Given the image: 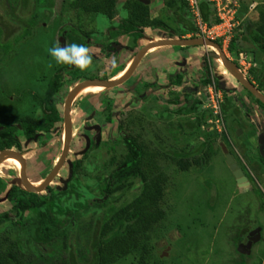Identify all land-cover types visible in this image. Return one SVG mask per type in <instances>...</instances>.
Returning <instances> with one entry per match:
<instances>
[{
    "label": "trees",
    "instance_id": "trees-1",
    "mask_svg": "<svg viewBox=\"0 0 264 264\" xmlns=\"http://www.w3.org/2000/svg\"><path fill=\"white\" fill-rule=\"evenodd\" d=\"M248 2H242L243 9H241L245 13L251 5ZM36 3L37 0H18L20 9L33 10L25 19L21 16L14 18L15 21L27 22V26L17 22L18 33L10 30L5 15L0 16V50L3 51V55H0L2 57L0 58V120L9 110L17 107L21 111L25 106L27 109L22 110L21 113L25 114V111L27 113L29 109L27 104L31 101L39 105L40 109L48 112L43 119L44 122L38 121L32 115L21 118L20 121L16 120L24 138L31 140L36 134L52 133L55 124L61 121L53 100L60 90L78 82L76 74L71 77L68 84H64L63 75L56 74L55 78L47 82L46 91L41 95L33 94V91L19 94L17 91L22 88L17 87L14 82L11 86L5 85L4 88L3 74L10 72L12 63L16 62L21 54L30 53L31 37L38 39L41 34L35 33L37 28L39 31L45 30L40 27V22L34 15ZM162 3L164 10L169 12L166 17H153L151 3L144 5L137 0H71L68 8L59 11L62 17L57 22L63 26L59 35L65 32V41L69 45L78 43L89 47L86 40L92 38H96L97 44H100L103 34L87 30L84 23L86 20H83L103 16L113 21L119 15V6H122L126 16L110 29L109 40L119 37L129 38L130 47L134 49L138 47L139 41L146 39V29L159 31L161 35L165 33L171 39H183L187 36L196 39L199 31L186 1L162 0ZM199 6L204 24L212 27L220 22L213 5L208 0H200ZM256 10L257 22L248 23L245 27L240 25L231 40L228 52L233 58L244 53L253 55V61L261 66V70L251 68L249 74L252 79H249L264 95V5H259ZM240 19L241 11L237 15V20ZM68 22L77 27H70ZM244 29L245 31H242ZM45 38V34L42 33L39 40ZM242 42H250L253 50L244 49ZM217 43L222 46V41ZM47 58L50 59L49 54ZM205 62V76L201 81L202 91L198 90V87L191 89L194 94L187 95L184 104H181L179 99L167 102L157 97L155 104L143 107L139 113L130 111L120 115L126 116L124 120H120L118 116L111 117L113 100L104 98L105 100L98 105L96 103L94 106L87 105L84 109L86 113L95 111V115L99 117L102 112L109 115L108 125L103 127L109 139L108 142L103 143V148L110 155L109 160L103 165L105 177L102 178V175L97 178L89 177L85 172L83 160L71 162L68 159L66 167L69 171L68 175H65L67 178L58 175L43 193H27L19 185L10 187L0 178V195L8 194L6 200L10 204L9 211L0 212V264H118L129 258H133L132 264H159L161 259L155 253L154 241H156L155 234L162 228L167 218L166 197L170 180L168 169L163 163L167 159L170 160L172 164L169 165H174L177 172H187L197 166L203 167L209 164L217 151L221 152V149L216 147L217 138L222 137L223 143L226 144L230 140L226 125L224 133H218L216 129L211 130L213 126L210 121L214 120V116L206 105L207 90L212 81L207 61ZM125 70V67L119 68L114 76L122 75ZM176 79L177 81H173V86L181 87L183 76L179 75ZM216 84L218 85L217 82ZM199 92H203L201 98L195 96ZM12 97L15 98L14 102L11 101ZM249 97L264 110V105L250 93ZM163 102L172 107L161 108ZM78 105L74 107V111L76 108L81 110ZM225 105L226 101L223 109ZM173 117L178 120L175 129L172 128L176 126L172 123L174 121H170ZM222 118L226 120V113H222ZM156 121L165 123L164 129L167 133H171L177 149H180L177 152L182 151L184 156L176 152L174 155L164 152L162 149L164 142L159 144L157 142L159 136L154 133L151 134L155 141L135 134L133 127L152 126ZM0 126L4 127L5 131L18 130L15 127L9 128L2 121ZM201 129L206 131L204 141L194 153L190 149L193 144L192 139H198ZM6 135L10 140L0 135V152L20 148V143L16 142L14 134L10 132ZM91 145L92 148L89 149ZM100 146L88 142L87 148L79 152L83 153L85 158H91V152L102 149ZM118 147H124V150L120 151ZM69 154L70 156L73 154L72 148ZM138 189L139 193L132 201L123 207L117 206L127 195ZM82 216L91 217L88 223H84V229L82 225L79 226ZM77 229L82 230L77 232ZM49 247L58 249V256L53 257V260H48V257H51L47 253Z\"/></svg>",
    "mask_w": 264,
    "mask_h": 264
},
{
    "label": "rangeland",
    "instance_id": "rangeland-1",
    "mask_svg": "<svg viewBox=\"0 0 264 264\" xmlns=\"http://www.w3.org/2000/svg\"><path fill=\"white\" fill-rule=\"evenodd\" d=\"M34 15L37 16V20L40 27L45 30L37 31L35 33L38 35V32L41 34H45L46 38L41 41L39 40L41 37L36 39L34 36L31 37L30 41V53L19 56L17 61L12 63V69L10 72H5L4 75V88L5 85L11 86L12 82L17 87H21L17 93L33 91L36 94L41 95L43 90L46 88V84L51 77V73L54 72V69L47 68L46 65H52L55 63V67H62L63 64H57L56 61L48 59V49L58 45V34L57 26L59 20L62 16H58L59 13L63 11V8L66 9L69 7L71 0H37ZM248 2L250 5L247 13L241 11V19L240 24L245 27L248 23H256L258 20V13L256 8L259 5H264V0H239L242 2ZM150 8L153 17H166L169 12L164 10V6L162 0H151ZM119 13L122 14L123 17L126 14L123 11L122 6H119ZM33 12L32 8L20 9L18 5V0H0V16L5 15L6 19L9 23L10 30H13L15 33H18L19 27L18 24L27 26V22L15 21V17H25L29 16V13ZM61 11V12H59ZM67 11V10H65ZM239 11V12H240ZM58 12V13H57ZM61 15V14H59ZM18 22V24H17ZM69 23V22H68ZM110 26V21L103 16H96L95 18H91L89 23L86 24V28L89 31L94 32H105ZM176 26L173 23V29ZM242 31H245L242 30ZM237 31H234L232 36H235ZM147 35L152 36L153 40L161 41L164 39H171L169 35H161L159 31L147 30ZM188 39V37H186ZM54 45H53V43ZM95 39L92 38L91 43L93 44ZM243 48L246 50H253V47L250 45V42H242ZM224 45V44H223ZM91 55L97 56L98 64L101 62L102 66H104L105 71L109 70L108 67L112 65V62L109 61L106 57H104L98 49L91 48ZM187 51V52H184ZM214 49L208 47L205 50L204 47L199 48H173V47H164L161 49L153 50L149 53V55L145 58L143 63L141 64L139 70L136 72L134 77L129 83L126 85L119 87L115 91H112L113 94H119L120 98L117 100V105L114 108V117L119 115L121 112L126 111L128 113L130 111L141 112V109L146 106L141 102H135L133 98H127L124 94L139 93L137 92V82L139 78L145 79L146 77L154 78L158 83L157 88L168 85V77L169 75H173L176 70H179L177 64H183L184 60L190 56L191 60H188V64L183 66V71H186L187 79L183 81V85L181 87L172 86L171 89H160L157 91L158 97L161 99L168 101H172L173 99H179L181 104H184L186 100V96H192L194 93L191 92V88H195V86H199L198 76L205 75L204 70L200 68V63L207 61L208 64V72L212 71L213 76L216 79V82L223 89V98L226 101V105L224 107V112L226 113L225 125L227 129L230 131L232 126L234 125L233 120H229L230 115L233 117L238 115L242 117L243 122H246V110L249 109V112L253 117L263 114L258 112L254 101H252L249 97V93L239 85V83L233 79L231 76L226 75L222 76L225 68L220 66L216 60L214 59H206L207 53H212ZM99 52V53H98ZM3 51L0 50V55ZM125 54V52H116L113 54L115 58L118 54ZM134 53H130L132 57ZM225 55L231 58L228 50L225 51ZM32 56V57H31ZM127 56H129L127 54ZM126 56V58H127ZM93 57V56H92ZM241 57H246L247 64H251L252 68L261 70V66L256 64L253 61V55L251 53L240 54L237 58L241 60ZM2 58V57H0ZM108 60V61H107ZM128 64H130V58L126 59ZM126 63V62H125ZM206 63V62H205ZM93 69L89 71H84L82 74V78L86 76L88 78L93 77V70L98 66L96 65V61L92 62ZM129 66V65H128ZM54 67V65H53ZM92 67V66H91ZM150 68L152 71L150 72ZM45 70V71H44ZM154 70V73L150 75ZM248 77H250L249 71L246 73ZM198 77V78H197ZM94 78V77H93ZM83 80V79H82ZM175 81V79L173 80ZM195 83V84H194ZM142 88L143 83H139ZM15 86V88H17ZM31 87V88H30ZM189 89H188V88ZM202 88V87H201ZM139 89V90H140ZM225 90V91H224ZM104 91V90H103ZM136 91V92H134ZM202 91V90H201ZM41 92V93H40ZM102 91H93L92 93H101ZM226 92V93H225ZM236 92V94L234 93ZM203 93V92H202ZM263 93V92H260ZM14 94V93H13ZM86 92L80 94L77 99L83 95H86ZM123 94V95H122ZM16 95V94H15ZM198 96V95H195ZM93 97V96H92ZM235 97H239L237 100L233 99ZM249 101H252V105L247 102V106L240 107L235 106V103L241 104L242 99L246 98ZM92 99V98H91ZM232 101L234 102L232 104ZM92 102V101H90ZM90 102H88L90 104ZM162 102V101H161ZM166 103L161 104V108L164 107H172L170 105H165ZM232 104V105H231ZM245 104V103H244ZM29 107L28 112L25 114L31 113L32 110L35 109L34 103L27 104ZM231 107H234L232 110H229ZM251 108V110H250ZM27 109L25 106L22 110ZM21 110V111H22ZM252 111V112H250ZM103 113V112H102ZM137 113V114H138ZM74 115L78 118V124L76 125L77 134L80 136L81 132L84 130V126L87 124L85 122V117L82 115L79 108H76L74 111ZM142 115V114H140ZM32 116L36 119H39L40 114H35ZM103 116H106L103 113L100 119L97 121L98 125H101L104 122ZM120 120H124L125 116H119ZM259 117V116H258ZM117 119V118H115ZM256 128L260 125L264 127V116H260L259 118H253ZM170 121H174L177 127V118L173 117ZM169 122V121H168ZM257 122V123H256ZM93 123V122H92ZM89 125L85 126L88 127ZM141 127H133L135 134L141 135L144 139L154 140V136L151 133H154L159 136L157 142L162 144V149L164 152L168 153V155H174L176 153L184 156L182 151L177 152L180 149H177V145L172 139V136L167 133L165 128V123L162 122H154L152 126H143ZM171 128V129H172ZM116 132V131H115ZM218 133H220L218 131ZM224 133V132H222ZM116 134V133H115ZM206 134L205 130H200L198 139H192V147L191 151L194 153L197 152L198 148L202 146L204 141V136ZM221 135V134H220ZM102 143L98 144L102 149L93 150L91 152V158H85L83 153H80L83 148L87 146V143L81 141L80 138L75 139L74 144L72 145L73 154L70 156L69 160L74 162L76 160L84 161V169L89 177L97 178V177H105V173L103 172V165L109 160L110 155L106 152V149L103 148V139L107 140V134H102ZM240 135H238L239 137ZM238 137H235L234 134L230 135V142H227L230 145V150L233 151V145L238 146ZM57 143H53L54 147L50 149L51 144L45 146L44 151H40L37 145H30V153L29 157V165L27 168V178L29 182L34 186L38 187V183H42L46 178L49 170L53 167L54 160L59 155V151L62 143L60 142L59 137L57 136ZM155 141V140H154ZM225 142V141H224ZM220 143H223V138L218 137L216 147L220 146ZM256 146V143H253ZM261 146V145H260ZM253 149L252 157L253 161L257 162L261 167L260 156L261 151ZM197 147V148H195ZM91 148V146H90ZM43 150V149H41ZM118 150H124V147H118ZM176 152V153H175ZM79 153V154H78ZM242 156V155H241ZM263 156V155H262ZM243 157V156H242ZM264 157V156H263ZM46 158V160H45ZM5 160V159H4ZM94 163V166H92ZM170 160H165L163 165H166L168 169V176L170 177L168 183L167 197H166V210H167V218L165 223L162 225V228L155 234L156 241H154L156 251L155 253L161 259L159 260V264H264V210L260 211V207L264 206V197L263 200H260L255 195L251 194L250 196L241 195L238 192V185L236 180L230 171L227 165V158L223 151H217L213 159L209 162L208 165L205 166H197L192 167L187 172H177L174 168V165H169ZM172 164V163H171ZM259 167V168H260ZM263 168V167H261ZM68 169L63 170L61 172V176L68 175ZM20 171H18L15 163L14 165L8 164L3 161L0 164V176L4 181L11 183V177L19 175ZM107 174V173H106ZM57 185V182H56ZM139 193V189L133 191L129 195H127L124 200L117 204V206L123 207L130 201H132L137 194ZM5 194L0 195V199L4 198ZM10 210V204H8L7 200L0 204V212H7ZM246 213L248 214L246 216ZM90 216H82V219L79 221V226L82 225V229L84 223H88L90 220ZM246 222L251 223L253 226L257 225L262 228L261 242L259 245L255 246L250 256H245L239 253V247H236L238 242V237L236 236V231L241 227V225L246 224ZM78 226V227H79ZM81 229V230H82ZM81 230L77 229V232H81ZM49 250V251H48ZM47 253L50 258L48 260H53V257H57V250L55 247H49ZM133 258H129L128 260H122L118 264H132Z\"/></svg>",
    "mask_w": 264,
    "mask_h": 264
},
{
    "label": "flooded vegetation",
    "instance_id": "flooded-vegetation-1",
    "mask_svg": "<svg viewBox=\"0 0 264 264\" xmlns=\"http://www.w3.org/2000/svg\"><path fill=\"white\" fill-rule=\"evenodd\" d=\"M59 16H61V15H59ZM123 18L124 17L122 16V14L119 13V15L116 16L113 21H110V26L108 27V29L105 32H99V31L96 32V33L103 34V36H102L103 38L101 39L102 41H101L100 44H97V41H96L97 39L96 38H95V42H93V44L91 43L92 39L86 40V43L89 45L90 49L91 48L98 49V51L104 57H106L111 62L113 61L111 67L110 66L108 67L109 70L105 71V69H104L105 67L102 66L101 62H99V64H98V62H97L98 58H96L97 56H95V55H92L93 56L92 59L94 61H96V65H98V66L93 70L94 72L92 73V75H93L94 78L93 77L88 78L87 76L85 78H82V74H84V71L81 72L79 69H76L73 66L63 65L62 67L61 66L60 67H55V63H53L52 65H50V64L46 65V67L48 69L49 68L54 69V72L51 73L50 79L55 78L54 76L56 74L59 75V76L63 75L64 84H68L69 81L71 80V77L74 74L78 75V77H77L78 82L75 83V84H69V86H68L69 88H66L64 90H60L59 93L56 95L55 100H53L54 103H55L54 104V108L57 111V113H59V115L61 117V121L58 124H55V128H54V130L52 131V133L50 135H48V134L46 135L45 133H40V134H36L34 136L33 140L25 139L24 136H23V131H22L21 127L18 124H16V120L17 119H18V121H20L21 118L28 117V116L32 115V113H33V115H35L36 113L40 114V117H39L38 121L44 122L43 119H44L45 115H48V112L45 109H40L39 105H35L34 104L35 105V109L32 110L31 113L29 111V114L21 113V111L19 110V107L15 108V109H11V110H9V112L6 115H4L1 118L2 120H0V121L6 123L9 128H12V127L18 128L17 131H13L12 129H10L8 131H5V128L0 126V133H1L0 135H1V137H5L7 140H10V137H8L6 135L7 133L11 132V134L15 135V140H16V142L20 143V148L16 147L14 150H9V151L15 152L21 158H23V160L25 161V165H26V171H27V168H28V165H29V157L28 156L32 152L30 150V145H37L39 147L40 151H44L45 150L44 149L45 146H47L48 144H51V147H50V149H51V148L54 147L53 143H57V141H58L57 136L59 137L60 142L62 143V145H61V153H59V155L56 158V160H54L53 167L49 170L46 178L50 175V173L58 165V163H59V161H60V159L62 157L63 145H64V136H65V131H64L65 130V127H64L65 105H66V101H67L70 93L76 87H78L79 85H81V84H83L85 82H109V81H115L117 79H120L123 76V74L120 75V76L116 75L117 77L114 76V74L119 68H122V67H125L127 69L129 68L128 67L129 64H128L126 59L130 58V62L132 63L133 60L135 59V57L137 56V54L139 53V51L141 49H143L145 46H147L148 44L152 43L153 41H156V40H152L153 39L152 36L147 35V30H150L151 32H153L151 29H146L145 30L146 39L144 41H139L138 47L134 48V49H131V47H130L131 46L130 45L131 39H129V38L119 37L117 39L109 40L110 29L113 28V26L117 25L120 22V20L123 19ZM75 21H76V19H75ZM83 21H85L84 23L87 24V23H89L90 19L88 20L87 18H85ZM57 26H59L58 29H57V34H58L57 42H58V45L59 46H61V45L64 46L65 44H68L65 41L66 33L64 32V34H63V32H62V34L59 35L61 29L63 28V26H62V24L61 25L58 24ZM69 26L72 27V28H76L77 27L73 23H69ZM80 26H81V24H80ZM149 40H151V41H149ZM101 44L103 46L105 45L106 47L104 48ZM117 51L118 52L119 51L120 52H125V54H123V53L120 54L119 53L114 58L113 54H115ZM134 52H135V54L132 57V55H130V53H134ZM184 52H187V51H184ZM127 54L129 56H127ZM148 55L149 54H147L143 58L141 64L143 63V61L145 60V58ZM126 56H127V58H126ZM50 59L54 61L53 58L50 57ZM188 60H191L190 56L187 57L184 60L183 64H180V63L177 64V67H178L179 70H176L173 75H169V77H168V80H169L168 85L160 87V89H165L166 91H167V89H171V87L173 86V80L175 79V81H177L176 77H178L179 75L183 76V81L187 79L186 76H187L188 73L186 71H183L182 69H183V66H186V64H188ZM141 64L138 66L136 72L139 70ZM53 65H54V67H53ZM91 66L89 68V71L91 69H93V65H91ZM204 66H205V62H201L200 63V68L204 70ZM127 69H126V71H127ZM151 71H152V69L150 68V72ZM136 72L134 73V75L136 74ZM153 73H154V70H153L152 73H150V75H152ZM134 75H133V77H134ZM188 76H189V74H188ZM204 76L205 75L203 74L202 76H198L199 78L197 77L198 80H199V86H195V88L198 87V90L202 89L201 88L202 87L201 81L203 80ZM132 78L129 81H131ZM129 81L127 83H129ZM139 83H143L141 89H140L141 85ZM126 84H124V85H126ZM137 84H138L137 88L140 89V90L137 89V92H139L141 90H142V92L133 93V95H131L129 93L128 94H124V95L126 97L128 96V98H133L134 97L133 99H135V102H137V103L141 102L144 105L148 104L150 106L153 105V103L155 104V98L158 97L157 91L160 90V89L157 88V84L158 83L155 80V77L152 78V79L149 78V77H146L145 79H143L141 77V78H139ZM120 87H122V86H120ZM118 88L102 91L101 93H98L95 96L93 95L94 93L86 94V95H83V96H81V97H79L77 99V97L80 94H82L83 92H87L88 89L87 90H83L81 93L78 94V96L76 97V100L73 101V103L71 105V110H70V120H71V123H72V142H71L70 150L72 148V145L74 144L75 139H77V138H80L81 141H83L85 143H88V142L91 143V144L92 143H95V144L102 143L101 142L102 138H103L102 134L106 133L104 131L103 127L108 125L109 115H107L106 112H105L106 116H103L104 122L101 125H98L97 121L100 119L101 116L99 117V116L95 115V111L91 112V113H86L84 109H86L87 105H89L88 102H90V101H92V102H90V105L94 106L95 103L98 105V103H101L105 99L106 100H113L114 104L112 105V112H111V117H112L114 115V108L117 105V100L120 98L119 94L115 95V94H113L112 91H115ZM195 88H193V89H195ZM45 91H46V89L43 90V93ZM134 92H136V91H134ZM234 93L236 94V92H234ZM19 94H21V93H19ZM33 94H36V93H33ZM13 96L16 97L15 95H13ZM14 97L11 98V101H13V102L15 100ZM197 98H201V97L198 95ZM238 98L239 97H235L233 99L237 100ZM241 99H242V101H241L242 103L241 104L235 103V106H238V108H239V106L243 107V108L245 107V105L247 106V102L246 101H248L249 104L252 105V101H249V99H247V97L244 98V99L243 98H241ZM226 101H227V99H226ZM233 103L234 102L232 101V104ZM77 104H79L78 106H80V108H81L80 111H81L82 115L84 117L86 116L84 120H85V122L87 124L85 126L89 125L88 127L84 126V130L81 132L80 136L77 134V131H76L77 129L75 128L76 125H80V124H78V118L76 117V115H74V110H73L74 107ZM253 107H256V109L258 110L259 113H261L260 111H262V113H264V110L260 109L258 107V105L255 104ZM233 108L234 107H231L229 110H232ZM250 110H251V108H250ZM125 112L126 111H123L117 116L119 117L120 115H122ZM248 112H249V109H247L246 112H245L246 113V116H245L246 122H243L242 117H240L238 115H235L234 117H233V114H232V116L230 115L231 118H229V120L235 119V120H233L235 122H234V125L232 126V128L230 129V131H228L229 135H231V133L234 134L235 137H238V135H240L238 137V140H237L238 146H235V145L232 146L233 147L232 149H233L234 153L230 150V145H227L226 143H220L219 148L221 149V151L224 152L225 156H226V153H229V154H231L233 156V158L235 159V161L237 162V164L240 166L241 170L243 171L245 177L248 179L249 187L246 190H244V191H242V190H240L238 188V192L241 195H244V196L245 195L246 196H250L251 194H253L257 198H259L260 200H263V197H264V157L262 156V153L260 152L261 153V156H260L261 164L263 162V165L261 166L263 168H261L259 166V164H257V162L253 161V157H252L251 153L253 152V149H255V148H256V150H259V146L261 145L262 141H264V127H261L259 125L256 128V125L254 123L253 118H259L260 116H264V115L260 114V115H258L259 117L258 116L253 117V115H251ZM250 112H252V111H250ZM8 124H10V125H8ZM98 134H100V135L98 136ZM108 140H109L108 137H107V140L103 139L104 143L108 142ZM230 140H231V138H230ZM230 140H229V142H230ZM253 143H256V146L253 145ZM86 148L87 147L83 148V150H85ZM91 148H92V145H91ZM91 148H89V149H91ZM41 149H43V150H41ZM1 152H3V151H1ZM237 152H239L240 155H238ZM69 156H70V154L68 155V157ZM83 156H84V154H83ZM68 157L66 159V162L69 159ZM4 159H5L4 161L8 160V161H10L11 165H14V162H13L12 159H10V158H4ZM45 160H46V158H45ZM66 162L63 165V167H62V169H61V171L59 172L58 175H60L61 172L63 170H65V169L69 170V168L66 167ZM0 178H1L2 181H4L1 176H0ZM18 178H19V175L16 174V176L11 177V183H8L6 181H4V182L10 187L11 186L12 187H18V184L16 183V180ZM40 185H41V183L39 182L38 183V187ZM5 196H6V199H7L8 194L5 195ZM1 199H3V198H1ZM260 209H261L260 211H263L264 210V206H261ZM247 215L248 214L246 213V216ZM235 233H236V236L239 239L238 242H237L236 247H239V249H240V247L244 246V248H247L250 245V249L249 250H248V248L246 249V251H249L250 253H249V255L245 254V256H250V254L252 253L254 247L259 245V243L261 242L262 228H260V226H257V225L253 226L251 223L246 222V224L241 225V227H239V229ZM256 240H258V241L256 242ZM242 255H244V254H242Z\"/></svg>",
    "mask_w": 264,
    "mask_h": 264
},
{
    "label": "water",
    "instance_id": "water-1",
    "mask_svg": "<svg viewBox=\"0 0 264 264\" xmlns=\"http://www.w3.org/2000/svg\"><path fill=\"white\" fill-rule=\"evenodd\" d=\"M144 5H149L150 0H137ZM166 47H175V48H194V47H205V48H212L215 52L209 53L206 58L214 59L219 64H221L222 67L225 68V70L228 72V74L235 79L241 87H243L246 91H248L255 99H257L259 102H261L264 105V95L261 94L257 88L247 80V78L239 71L238 67L231 61H229L226 56L223 53L222 48L211 41H207L204 39H164L161 41H153L152 43L145 46L143 49L139 51L135 59L133 60L130 68L123 73V76L120 79H117L115 81H109V82H85L78 87H76L69 95L66 105H65V115H64V127H65V136H64V145H63V152L62 157L58 163V165L55 167V169L50 173V175L41 183L39 188L34 187L27 179L26 176V165L23 158H21L17 153L12 151H3L0 152V164L4 161V158L13 156L16 159H18L23 168L19 173V178L16 180V183L27 193H43L47 187H49L56 177L58 176L59 172L61 171L63 165L66 162V159L70 152L71 142H72V123L70 120V110L71 105L73 101L75 100L76 94L83 89L86 86L89 85H98L104 88L105 90H111L118 88L120 86H123L126 84L134 75L136 72L138 66L141 64L143 58L149 54L153 50L161 49ZM260 151L262 155L264 156V141L261 143ZM227 158V165L232 172L236 183L238 185V188L242 191L246 190L249 187L248 179L245 177L243 171L241 170L240 166L237 164L233 156L229 153H226ZM6 201V197L3 199H0V204ZM259 232V231H258ZM258 240H256L257 242ZM255 242V241H254ZM248 250L250 249V245L247 247ZM247 248L240 247L239 252L241 254L249 255V251H246Z\"/></svg>",
    "mask_w": 264,
    "mask_h": 264
},
{
    "label": "built area",
    "instance_id": "built-area-1",
    "mask_svg": "<svg viewBox=\"0 0 264 264\" xmlns=\"http://www.w3.org/2000/svg\"><path fill=\"white\" fill-rule=\"evenodd\" d=\"M188 4V9L193 14L196 26L198 28V38L209 41L221 40L224 47L227 48L232 39V35L239 27L237 20L238 10L240 9L241 3L239 0H208L213 5L216 17L219 19L217 25L209 27L204 24L200 15V0H185ZM245 59L240 61V68L246 74L251 64H247ZM212 84L207 90V108L211 110L214 116V120L210 121V124L215 127L220 133L225 131V124L222 118V105H223V93L216 85L214 78H211ZM213 130V128H212Z\"/></svg>",
    "mask_w": 264,
    "mask_h": 264
},
{
    "label": "clouds",
    "instance_id": "clouds-1",
    "mask_svg": "<svg viewBox=\"0 0 264 264\" xmlns=\"http://www.w3.org/2000/svg\"><path fill=\"white\" fill-rule=\"evenodd\" d=\"M242 8V4H241V6H240V9ZM240 9L238 10V13H239V11H240ZM238 15V14H237ZM238 22H239V24H240V21L238 20ZM241 25V24H240ZM240 25H239V27H240ZM239 27H238V29H239ZM238 29H236V30H238ZM235 30V31H236ZM188 37V39H191V36H187ZM234 37V36H233ZM232 37V38H233ZM183 39H187V38H183ZM196 39H202V38H196ZM232 40V39H231ZM207 41H209V40H207ZM217 41H221V40H217ZM217 41H211V42H214V43H216V44H218L217 43ZM230 43H231V41H230ZM221 48H222V50H223V53H224V55H225V51L226 50H228V48H229V46L227 47V48H225L224 47V45H223V42H222V46L220 45V44H218ZM230 45V44H229ZM194 48H199V47H194ZM205 48V47H204ZM205 50H207V48H205ZM213 52H215V51H213ZM212 52V53H213ZM48 54L50 55V57L51 58H53L55 61H56V63L57 64H63V65H69V66H73V67H75L76 69H79L81 72H83V71H87L89 68H90V66L92 65V62H93V59H92V55H91V51H90V47H88V46H85L84 44H78V43H72V44H70V45H68V44H65L64 46H59V45H55V46H53V47H51V48H49L48 49ZM209 53H207V55H208ZM207 55H206V57H207ZM226 56V55H225ZM205 57V58H206ZM226 58L229 60V61H231V62H233L237 67H238V69H239V71L247 78V80H249V82H251L250 81V79H249V77H248V74H245L242 70H241V68H240V61L242 60V59H245L246 61H247V58L246 57H241V60H238V59H235V58H233L232 56H231V58L228 56H226ZM207 60L209 59V58H206ZM218 63V62H217ZM131 64V63H130ZM129 64V65H130ZM219 64V63H218ZM220 66H221V64H219ZM129 67V66H128ZM251 68H252V65H251ZM251 68H250V70H251ZM127 69V68H126ZM249 70V71H250ZM126 71V70H125ZM125 73V72H124ZM211 73V78L213 77L214 78V80H215V77L213 76V74H212V71L210 72ZM226 75H229L228 74V72L225 70L224 72H223V74H222V76L223 77H225ZM230 76V75H229ZM212 81V80H211ZM215 82H216V80H215ZM253 84V83H252ZM217 85V84H216ZM254 85V84H253ZM218 86V88H220V90L222 91V93H223V88L222 87H220L219 85H217ZM255 86V85H254ZM256 87V86H255ZM257 88V87H256ZM258 90V89H257ZM225 91V90H224ZM226 93V92H225ZM198 95L200 96V97H202V92H199L198 93ZM198 97V96H197ZM224 97V96H223ZM225 98H223V105L225 104V100H224ZM223 105H222V113H223ZM206 108H207V105H206ZM224 124H225V121H224ZM215 129V127H213V130ZM211 130H212V128H211ZM237 154L238 155H240V153L239 152H237Z\"/></svg>",
    "mask_w": 264,
    "mask_h": 264
},
{
    "label": "bare ground",
    "instance_id": "bare-ground-1",
    "mask_svg": "<svg viewBox=\"0 0 264 264\" xmlns=\"http://www.w3.org/2000/svg\"><path fill=\"white\" fill-rule=\"evenodd\" d=\"M132 64V63H131ZM131 66V65H130ZM130 66H129V68H130ZM128 68V69H129ZM127 69V70H128ZM88 89V90H87ZM83 90H87V94H90V93H92L93 91H98V92H100V91H103L104 90V88L103 87H101V86H98V85H89V86H86V87H84L83 89H81L77 94H76V96H75V100H76V97L78 96V94L79 93H81ZM6 158H10V159H12L13 160V162L15 163V165H16V167H17V169H18V171H21L22 170V164H21V162L18 160V159H16L15 157H13V156H10V157H6ZM5 162V164L6 163H8V164H11L10 163V161H4ZM40 187V186H39ZM39 187H36V188H39Z\"/></svg>",
    "mask_w": 264,
    "mask_h": 264
}]
</instances>
